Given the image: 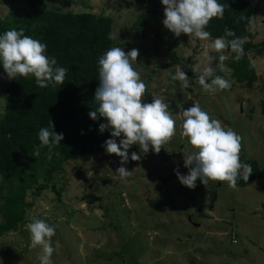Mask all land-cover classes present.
Masks as SVG:
<instances>
[{
    "label": "rangeland",
    "instance_id": "1",
    "mask_svg": "<svg viewBox=\"0 0 264 264\" xmlns=\"http://www.w3.org/2000/svg\"><path fill=\"white\" fill-rule=\"evenodd\" d=\"M158 2L159 15L149 14V23L136 27L140 13L148 8L136 0H44L46 9L112 19L115 47L125 53L139 51L132 63L147 85L144 102L150 103L153 96L163 98L176 120V134L158 154L151 149L141 153L139 145L131 146L123 166L134 171L123 181L115 176L121 164L114 154L104 152L67 163L55 178L59 195L51 189L37 198L27 194V202L34 204L26 223L0 237V264H40V249L30 247L25 228L32 217L55 228L52 244L56 247L58 242L59 247L52 264H264V55L250 53L255 83L236 84L224 65L222 72L231 84L225 92H206L192 84L183 88L171 79L181 66L173 64L170 51L179 62L188 59L191 67L201 62L202 45L210 41L175 36L164 27V6ZM256 2L253 44L264 39V0ZM26 6L23 0H0V18L10 11L21 16ZM224 54H230L228 49ZM209 55L215 60L219 53L210 49ZM8 81L0 77V116ZM197 102L242 138L240 158L258 162V181L231 188L226 181L204 185L198 179L196 187L189 189L176 175L161 183L179 166L180 174H188L183 155L194 149L182 136L177 114ZM133 152L141 156L139 161L130 159Z\"/></svg>",
    "mask_w": 264,
    "mask_h": 264
},
{
    "label": "trees",
    "instance_id": "2",
    "mask_svg": "<svg viewBox=\"0 0 264 264\" xmlns=\"http://www.w3.org/2000/svg\"><path fill=\"white\" fill-rule=\"evenodd\" d=\"M23 1L28 7L23 15L10 11L0 18V35L13 28L18 31L23 29L25 35L46 44L45 54L49 59L55 58L57 66L67 68L68 72L63 85H49L42 89L30 74L9 79L4 87L7 99L0 116V237L16 232L21 224L26 223V216L34 204L33 201L27 202V194L37 198L51 189L59 195L54 183L65 165L106 152L103 145L112 138L110 130L103 133L99 130L100 124L106 123V120L98 116L94 121L89 116L98 107L94 101L99 86L98 60L106 50L115 46L109 39L112 19L102 14L46 9L44 0ZM136 1L148 7L140 13L136 27L148 24L151 17L159 15L158 0ZM218 2L225 5L224 16L222 19L213 18L205 30L211 33L212 39L223 37L226 28L231 29L235 37H247L243 44L245 55L235 61V53L228 49L230 58L224 65L229 68L236 84L255 83L258 78L250 53L256 57L264 55V39L257 44L251 43L257 2ZM170 58L173 64L181 66L190 84L203 89L196 81L188 59L179 62L173 51H170ZM218 64V59L213 60L215 75L226 79ZM0 77H7L2 64ZM216 92L223 93L225 90ZM50 121L54 125L53 131L62 133L64 139L60 145L52 147L51 158L47 146L41 147L40 154L36 156L35 149L40 145L38 132L42 127H49ZM115 139L119 143L123 136ZM240 159L252 166L248 181L242 177L237 179L236 187L244 188L258 181L261 173L256 160Z\"/></svg>",
    "mask_w": 264,
    "mask_h": 264
},
{
    "label": "clouds",
    "instance_id": "3",
    "mask_svg": "<svg viewBox=\"0 0 264 264\" xmlns=\"http://www.w3.org/2000/svg\"><path fill=\"white\" fill-rule=\"evenodd\" d=\"M164 6V27L179 37L181 34L194 36L201 41H210L202 45L204 52L202 60L191 66L196 81L206 92H216L229 89L228 80L215 75L212 67L213 57L209 50L219 53L217 67L223 71L224 62L229 60L225 50L235 53L233 59L239 61L244 55L243 44L247 37H235L231 29H225L223 37L211 38V33L205 28L213 18L222 19L225 5L218 0H161ZM226 37H235L228 40ZM116 37L110 35L109 39ZM46 44L38 39L25 35L23 29H11L0 35V64L9 79L17 76L35 77L38 87L47 88L49 85H63L67 68L57 66L55 58L49 59L45 54ZM139 51L132 49L125 53L124 48L111 47L98 60L99 86L94 94V101L98 107L89 113L92 120L102 117L106 123L100 124L103 133L110 130L112 138L105 141L103 147L109 155L120 158L121 167L116 169L115 176L126 180L133 171L123 165L129 161V149L139 145L141 153L153 150L158 154L163 145L170 142L176 134V120L169 110V104L163 98L153 96L150 103L144 102L147 85L141 79L140 73L133 67L137 61ZM172 81H179L183 88L190 87L187 74L177 67ZM182 123V136L187 138L188 144L194 149L184 156V166L187 175L176 170L179 182L194 189L196 181L206 185L209 181L228 182L229 187L235 188L237 179L242 177L248 181L252 174V166L242 163L240 152L242 138L231 128H226L220 119H213L202 110L200 104L193 103L191 107L182 109L178 114ZM54 125L50 121L49 127H42L38 132L40 145L35 149V155L40 154V148L51 149L60 145L64 139L62 133L53 131ZM123 136L117 143L115 138ZM58 155V153H57ZM130 159L139 161L140 155L133 152ZM30 234V247L39 248L38 260L40 264H52V255L59 247H53L52 237L55 228L44 219L31 218L25 225Z\"/></svg>",
    "mask_w": 264,
    "mask_h": 264
},
{
    "label": "water",
    "instance_id": "4",
    "mask_svg": "<svg viewBox=\"0 0 264 264\" xmlns=\"http://www.w3.org/2000/svg\"><path fill=\"white\" fill-rule=\"evenodd\" d=\"M225 124H228L227 122H225ZM155 154V152L153 151V155ZM180 170L181 167H177L174 172H172L168 177H166V179H161V183H168L172 178H174L176 176V170ZM190 221V218L188 219Z\"/></svg>",
    "mask_w": 264,
    "mask_h": 264
},
{
    "label": "built area",
    "instance_id": "5",
    "mask_svg": "<svg viewBox=\"0 0 264 264\" xmlns=\"http://www.w3.org/2000/svg\"><path fill=\"white\" fill-rule=\"evenodd\" d=\"M234 242V241H233Z\"/></svg>",
    "mask_w": 264,
    "mask_h": 264
}]
</instances>
